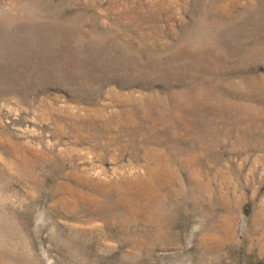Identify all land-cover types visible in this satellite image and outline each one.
I'll return each instance as SVG.
<instances>
[{
    "label": "rangeland",
    "instance_id": "obj_1",
    "mask_svg": "<svg viewBox=\"0 0 264 264\" xmlns=\"http://www.w3.org/2000/svg\"><path fill=\"white\" fill-rule=\"evenodd\" d=\"M136 103L137 149L104 128ZM179 145L195 163L170 157L139 240L51 194L81 173L133 205L144 150ZM1 214L0 264H264V0H0Z\"/></svg>",
    "mask_w": 264,
    "mask_h": 264
},
{
    "label": "bare ground",
    "instance_id": "obj_2",
    "mask_svg": "<svg viewBox=\"0 0 264 264\" xmlns=\"http://www.w3.org/2000/svg\"><path fill=\"white\" fill-rule=\"evenodd\" d=\"M138 107L139 106L136 103V105L133 106V108L130 109L128 112V114L132 120L131 124H127V126H126V125L114 124L111 121H107L108 124H106V126L104 125L105 131L106 130H116V129H117L116 132L119 131V135L116 134L114 139H113L115 142H119L121 140L119 137L123 136L127 139L129 147L132 146L135 149H137V146L134 143L135 135H140L144 139L148 136L147 132L143 133L144 132V131H142L143 126H142V124H140V121L137 120V118H136V116H137L136 113H138ZM140 115H141V113H140ZM179 115L181 116V114H179ZM255 119L257 121L260 120V118H258V117H253L251 119V127L253 128L252 130L257 129V127L260 125L259 122H255L256 121ZM195 121H196V119H195ZM88 128L94 129V130H96V132L99 131L102 134L103 128L101 126L99 128H97L96 125L89 124ZM177 130H178V128L175 126V128L173 130L174 134H176L178 132ZM252 130L249 131L251 134L254 133ZM170 133H172V132H170ZM219 133H220V131L216 132L214 130L210 131L209 129L203 130V129H200L197 127H195V128L193 127L191 136L194 139V141L202 142L203 139L206 140L209 138L220 137ZM243 136H244V134H243ZM173 139H174V137H173ZM167 140H168V138H167ZM192 152H193V149L184 148V147H181L180 145L179 146H167L164 148L147 147L144 150V153H145V155H150V157H152L155 160V162H154L155 165L148 167V174H149L148 179L139 175V176H136V181L134 183L132 181L133 186L135 188H138V191H137L138 193L140 190L139 194L141 195L140 200L136 199V203L133 205L128 203V199H129L128 196L126 198H122L119 196H117V198L116 197L113 198V196L110 195L109 191L107 192V191L102 189V188H104V186H97L96 184L91 182L90 179H87L81 173H78L77 176L74 175V179L70 180L71 182H68V180H67V182H64V181L58 182L56 184L55 188L52 190L51 194L54 197L56 194H59V192H61V191L67 193V195H64L63 197L58 196L55 200H56V203H61L62 208L66 209L69 212L70 216L78 217L79 215H81L80 213H82V215L84 214V215H87L89 217L90 216H98V217L103 218L105 220L104 222L107 225L106 227H108L109 230L112 231V233H121L124 236L128 235L129 236L128 238H131L130 235H133L134 237H136V239L139 240L145 234L149 233V231H151L153 228H155V226L157 224V222L154 221V219H153V216H155L154 210L151 214L152 209H155L154 204H153V207H149L150 209L144 210L143 207L147 206L148 202L150 203L151 201L142 202V200L143 199L155 200V197L157 196V193H158L157 190H160L161 186L164 183L170 182L173 178L177 177L176 168L172 164H170V159L172 158L171 156H175V154H178L181 157L180 160L183 163L190 165V163H195V159L197 157V155H196L197 152H196V154L192 153ZM33 172L34 171L32 168L31 170H28L27 172H25V175H27L28 179H30L32 181H36L37 176ZM2 176H5V174H2ZM65 176L68 179L73 178V174L67 173V174H65ZM158 178H161L160 181H163V182L162 183L156 182V180H158ZM73 181H74V183H76L78 181V184L77 185L72 184ZM111 185H112L113 189H115L116 191L118 190L119 187H118V185H116V183L113 182V183H111ZM126 191H127V193H129L131 190L127 189ZM129 211H134L135 213H138L139 216L141 215L142 212H144L145 213L146 226L150 225L151 228H149L148 230L147 229L144 230V228H145L143 226L144 224H142V221H140L137 217L126 216ZM5 216H4V214H3V216L1 214L0 215V221L1 220L5 221L6 219H8ZM89 217H87V218H89ZM89 220H90V218H89ZM96 228H97L96 224H92V226H89L87 228L84 227L83 229H79V230L76 229V230H78L80 232V234H82L84 236L87 235V237H93V235L96 231ZM72 229H74V227H72ZM102 230L105 231L106 229L102 228ZM88 241L89 240H85V243ZM4 244H5V235L2 234L1 230H0V245H4ZM76 245H78V244H76ZM79 248H81V247L79 246ZM74 249H75L74 247L73 248L70 247V250H74ZM73 254H74V252H73Z\"/></svg>",
    "mask_w": 264,
    "mask_h": 264
}]
</instances>
